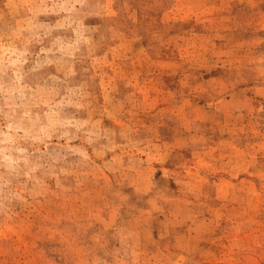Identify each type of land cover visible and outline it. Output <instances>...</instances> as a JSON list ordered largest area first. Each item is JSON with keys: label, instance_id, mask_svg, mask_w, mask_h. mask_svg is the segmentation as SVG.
<instances>
[{"label": "rangeland", "instance_id": "obj_1", "mask_svg": "<svg viewBox=\"0 0 264 264\" xmlns=\"http://www.w3.org/2000/svg\"><path fill=\"white\" fill-rule=\"evenodd\" d=\"M0 264H264V0H0Z\"/></svg>", "mask_w": 264, "mask_h": 264}]
</instances>
